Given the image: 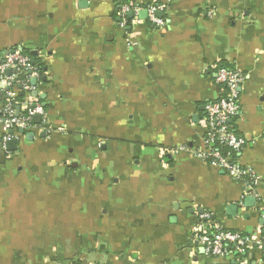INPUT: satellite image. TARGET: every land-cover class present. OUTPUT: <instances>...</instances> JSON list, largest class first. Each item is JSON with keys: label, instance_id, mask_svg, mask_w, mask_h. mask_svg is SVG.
<instances>
[{"label": "crops", "instance_id": "obj_1", "mask_svg": "<svg viewBox=\"0 0 264 264\" xmlns=\"http://www.w3.org/2000/svg\"><path fill=\"white\" fill-rule=\"evenodd\" d=\"M151 4L163 27L140 15ZM16 48L43 67L29 98L51 132L37 116L0 155V264H264L196 240L264 233V0H0V55ZM220 66L245 78L235 128L254 196L196 158Z\"/></svg>", "mask_w": 264, "mask_h": 264}, {"label": "built area", "instance_id": "obj_2", "mask_svg": "<svg viewBox=\"0 0 264 264\" xmlns=\"http://www.w3.org/2000/svg\"><path fill=\"white\" fill-rule=\"evenodd\" d=\"M149 22L154 27H163L165 20L158 14L165 8L151 4L147 6ZM133 12L137 15L140 9L122 6V17ZM42 65L23 49L16 48L0 55V155H10L9 145L12 141L19 144L25 135L33 129L34 118H42L43 129L51 132L45 108L29 96L35 90L32 80L43 78ZM10 71V75L7 72ZM217 83L223 92L214 101L205 105V148L197 151L196 158L226 172L236 181L244 182L254 196V189L260 177L250 166H242L238 161L245 141L235 128V120L240 114V89L245 81L244 76L228 66L217 70ZM20 108L18 113L17 109ZM211 147V148H210ZM264 219V210L262 211ZM208 220L207 215H202ZM197 242L203 246L211 258L232 257L236 253H245L253 248L264 253V233L243 234L236 231L213 230L197 234Z\"/></svg>", "mask_w": 264, "mask_h": 264}, {"label": "water", "instance_id": "obj_3", "mask_svg": "<svg viewBox=\"0 0 264 264\" xmlns=\"http://www.w3.org/2000/svg\"><path fill=\"white\" fill-rule=\"evenodd\" d=\"M140 15L142 16H146L148 15L147 11H143L142 13H140ZM164 13L161 12L158 14L159 17H163ZM133 13H129V18L132 19L133 18ZM8 75H10V71L7 72ZM32 84L35 86L37 84L36 80H32ZM36 96V95H35ZM33 140V134H27L26 136V141H32ZM18 145L17 142L12 141L9 145V150L15 151L17 149ZM255 206V199L254 198H248L247 199V208H253ZM229 211L232 214H235V212H237V209H235V207H229ZM200 213H203V211H200Z\"/></svg>", "mask_w": 264, "mask_h": 264}, {"label": "trees", "instance_id": "obj_4", "mask_svg": "<svg viewBox=\"0 0 264 264\" xmlns=\"http://www.w3.org/2000/svg\"><path fill=\"white\" fill-rule=\"evenodd\" d=\"M120 13L119 6L117 7V15ZM37 63V62H36ZM42 67V66H41ZM42 72H43V67H42Z\"/></svg>", "mask_w": 264, "mask_h": 264}]
</instances>
